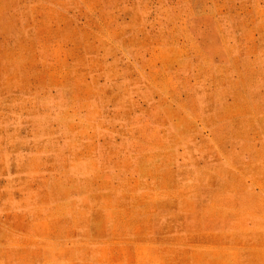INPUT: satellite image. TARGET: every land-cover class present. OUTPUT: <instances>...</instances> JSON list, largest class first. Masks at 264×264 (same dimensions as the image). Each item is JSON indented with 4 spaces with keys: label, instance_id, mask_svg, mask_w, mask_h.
Returning <instances> with one entry per match:
<instances>
[{
    "label": "rangeland",
    "instance_id": "1",
    "mask_svg": "<svg viewBox=\"0 0 264 264\" xmlns=\"http://www.w3.org/2000/svg\"><path fill=\"white\" fill-rule=\"evenodd\" d=\"M0 264H264V0H0Z\"/></svg>",
    "mask_w": 264,
    "mask_h": 264
}]
</instances>
